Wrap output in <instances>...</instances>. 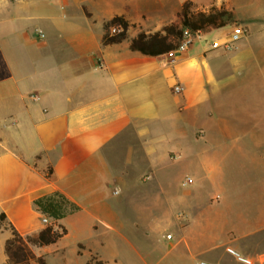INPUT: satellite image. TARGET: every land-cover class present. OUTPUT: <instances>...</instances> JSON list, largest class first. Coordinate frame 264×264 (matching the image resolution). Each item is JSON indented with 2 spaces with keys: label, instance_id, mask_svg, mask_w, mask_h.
<instances>
[{
  "label": "crops",
  "instance_id": "crops-1",
  "mask_svg": "<svg viewBox=\"0 0 264 264\" xmlns=\"http://www.w3.org/2000/svg\"><path fill=\"white\" fill-rule=\"evenodd\" d=\"M185 1L232 11L245 35L227 49L231 29L193 54L192 43L157 56L129 48ZM233 6L0 0V206L32 207L27 235L46 226L38 201L74 208L69 223L47 213L66 233L34 253L53 264H240L231 246L264 264V7ZM115 15L127 37L104 45ZM70 236L73 259L60 244Z\"/></svg>",
  "mask_w": 264,
  "mask_h": 264
},
{
  "label": "trees",
  "instance_id": "trees-1",
  "mask_svg": "<svg viewBox=\"0 0 264 264\" xmlns=\"http://www.w3.org/2000/svg\"><path fill=\"white\" fill-rule=\"evenodd\" d=\"M191 7L192 3L185 1L176 14L175 20L164 25L160 30L149 33L140 30L130 39L129 48L145 55L157 56L178 50L186 32L198 33L208 29L222 28L236 22L232 11L224 7L212 6L207 11H194ZM128 27L129 23L123 16H113L104 23L105 33L102 44L121 42L127 37ZM38 206L48 213V204L38 201ZM5 218V213L0 212V222ZM65 233L66 229L63 225L54 222L44 226L36 234L26 236L12 227L11 236L4 242L6 264H30L31 261L46 264L44 257L35 255L31 246H47L56 242ZM86 264L104 263L91 257Z\"/></svg>",
  "mask_w": 264,
  "mask_h": 264
},
{
  "label": "rangeland",
  "instance_id": "rangeland-1",
  "mask_svg": "<svg viewBox=\"0 0 264 264\" xmlns=\"http://www.w3.org/2000/svg\"><path fill=\"white\" fill-rule=\"evenodd\" d=\"M231 2L233 3V9L235 11H237L238 9V0H231ZM259 2V7L263 8L264 7V0H258ZM236 19L235 23L230 24L228 27L225 28H221V29H212L210 31H200L199 34L196 33H192V45H191V49L190 52L196 53L198 51H200L202 49V47L205 45H210L212 43V41L214 40V37H220L221 35H226L231 29H234L235 27L240 25V21L237 17H234ZM141 193V192H140ZM23 207L21 206H0V211L4 210L5 212H7V216L5 218V220L0 222V237L4 236V233H8L11 234V228L15 227L21 230V234L23 236H26L28 234L27 230H25L24 228L28 226V223L31 219V206H26L24 207L25 209V213L23 215L19 214V211L22 209ZM38 210H40L43 214H40L38 219H39V223L40 224H44V225H48L53 223V221L49 220V216H47V213L42 210L39 206L36 207ZM48 213L50 214L51 217H54L56 219H62L64 220V218H66L68 221V223L70 222V215L72 214L71 212L74 211L73 207H68V206H64L61 203L58 204H52V205H48ZM44 219H47V221H44ZM58 224V223H57ZM75 237L74 236H70V237H66L63 238L60 242V244H62L64 247H66L65 249V256L69 259H73L75 257L74 251L72 249V244L71 242L73 241ZM35 251V253L37 255H42L45 257V259H47V261L50 264H53V260L54 257L52 254L50 253H46L45 251L39 249V248H35L32 247ZM0 264H6V257L4 254V250H3V243L0 240ZM30 264H38L35 261H31Z\"/></svg>",
  "mask_w": 264,
  "mask_h": 264
},
{
  "label": "built area",
  "instance_id": "built-area-1",
  "mask_svg": "<svg viewBox=\"0 0 264 264\" xmlns=\"http://www.w3.org/2000/svg\"><path fill=\"white\" fill-rule=\"evenodd\" d=\"M112 30H114V28H112ZM245 33H246V30L244 27L242 26L235 27L231 33L230 41L228 43H225L224 45L225 48L227 49L231 48V43L240 39L242 36L245 35ZM196 34H199V32ZM191 35H192V32L185 33L179 49H186L192 43ZM40 36L43 37L44 34L40 33ZM172 89L175 93H179L182 91V86L180 84H175L172 87ZM190 180H191L190 177H186V182H189ZM118 192H119L118 189L114 190V193H118ZM44 221H47V219H44ZM167 237L170 238L171 234L168 233ZM225 250L229 255H231L240 264H254V259L251 256L243 254L231 246H227ZM199 264H216V263L213 261L207 260V259H200Z\"/></svg>",
  "mask_w": 264,
  "mask_h": 264
}]
</instances>
